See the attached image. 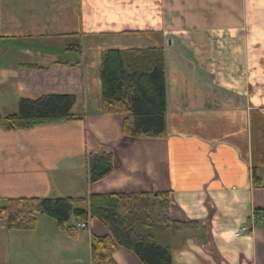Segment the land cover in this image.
<instances>
[{
    "label": "crops",
    "instance_id": "1",
    "mask_svg": "<svg viewBox=\"0 0 264 264\" xmlns=\"http://www.w3.org/2000/svg\"><path fill=\"white\" fill-rule=\"evenodd\" d=\"M77 43L80 53L67 49ZM146 47L163 49L165 134L128 138L123 115L100 110L101 54ZM47 93L73 94L83 119L0 128L4 204L58 188L63 197L168 192L170 218L195 222L168 230L172 264H264V166L254 187L249 127L252 112L264 119V0H0V113ZM101 152L112 153V172L90 183L86 155ZM42 219L30 231L0 220V264H58L49 244L74 251L78 240L91 264V236L108 233L73 218L83 229L75 239L52 228L48 241L36 232ZM112 257L141 264L122 247Z\"/></svg>",
    "mask_w": 264,
    "mask_h": 264
},
{
    "label": "trees",
    "instance_id": "2",
    "mask_svg": "<svg viewBox=\"0 0 264 264\" xmlns=\"http://www.w3.org/2000/svg\"><path fill=\"white\" fill-rule=\"evenodd\" d=\"M80 53V44L68 45ZM164 54L161 47L106 49L100 60V110L121 114V132L128 138H156L165 134L166 108ZM75 96L47 93L34 99L20 98L18 110L2 115L5 132L30 130L36 126L73 122L83 115L71 111ZM252 139L251 176L254 187H262L257 176L264 166V128H257ZM112 153H89L85 161L88 182H97L112 172ZM77 203L79 206H74ZM168 192L91 193L85 197L8 198L0 207V220L10 230L30 231L37 216L51 217L66 236L75 239L78 227L71 218L86 223L97 219L106 235H92L91 264H116L112 254L122 247L131 251L141 264H172V248L166 241L168 230L185 229L195 222L176 221L169 216Z\"/></svg>",
    "mask_w": 264,
    "mask_h": 264
},
{
    "label": "rangeland",
    "instance_id": "3",
    "mask_svg": "<svg viewBox=\"0 0 264 264\" xmlns=\"http://www.w3.org/2000/svg\"><path fill=\"white\" fill-rule=\"evenodd\" d=\"M18 110V103H14V105L7 111L3 110V114H8V113H13L16 112ZM252 112V116H250L249 118V127L250 129H252V131H250V137H252V139L256 138L257 139V128H264V119L263 117H261L260 115L258 117L253 116ZM37 127V126H36ZM239 130H241V126L239 124ZM75 161V160H74ZM57 191L60 193H57ZM63 192V189H55L53 191V194L50 196V198H56V197H60L63 194H65V192ZM57 193V194H56ZM71 196H76V195H71ZM63 197V196H62ZM4 204V200H0V206H2ZM74 206H79L77 203H74ZM74 222V219L71 218L69 221V225H71ZM51 225V228H50ZM52 228H58L56 222L49 216L44 215L43 214V219H42V224H41V228H37L36 232L39 231H43L47 237L48 234V241H50V237L52 235H50L51 232H53ZM10 230V229H8ZM79 230H83V229H79ZM13 231V230H11ZM54 233V232H53ZM52 233V234H53ZM77 244V247L74 251H70L68 249H66V245L60 244V245H55L52 246V244H49V250L52 253L50 260H48V262L51 261H58V264L62 263L65 264V261L67 264H71V260H72V256H74L76 258V256L79 258L78 262L82 264V262H86L87 258H88V250H87V246L86 244L81 241L78 240L77 242H75ZM27 251V250H26ZM18 253H20L22 256H27V254L24 252V254L22 253V250L19 249ZM19 255V254H18ZM31 257V256H29Z\"/></svg>",
    "mask_w": 264,
    "mask_h": 264
},
{
    "label": "built area",
    "instance_id": "4",
    "mask_svg": "<svg viewBox=\"0 0 264 264\" xmlns=\"http://www.w3.org/2000/svg\"><path fill=\"white\" fill-rule=\"evenodd\" d=\"M80 226L83 227L84 224H80ZM241 230H242V231L248 230V226L242 227ZM241 230H239L238 232H236V235H238V234L240 233Z\"/></svg>",
    "mask_w": 264,
    "mask_h": 264
}]
</instances>
